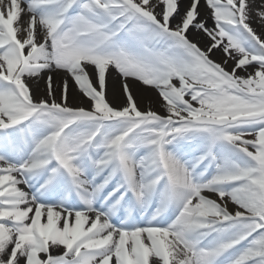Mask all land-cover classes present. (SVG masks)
Segmentation results:
<instances>
[{"label":"snow or ice","instance_id":"1","mask_svg":"<svg viewBox=\"0 0 264 264\" xmlns=\"http://www.w3.org/2000/svg\"><path fill=\"white\" fill-rule=\"evenodd\" d=\"M0 264H264V0H0Z\"/></svg>","mask_w":264,"mask_h":264},{"label":"bare ground","instance_id":"2","mask_svg":"<svg viewBox=\"0 0 264 264\" xmlns=\"http://www.w3.org/2000/svg\"><path fill=\"white\" fill-rule=\"evenodd\" d=\"M109 88H111V82H109ZM43 89H44V84L41 83L40 84V90H41V92L43 91ZM109 99H110V102H112L114 104V106H119V104H117L116 102H114V101L111 100V94H110V92H109ZM69 102L72 105H79V104H82L83 103V101H81L79 99H74V98H71V97H70V101ZM141 107H143V102L141 103Z\"/></svg>","mask_w":264,"mask_h":264},{"label":"rangeland","instance_id":"3","mask_svg":"<svg viewBox=\"0 0 264 264\" xmlns=\"http://www.w3.org/2000/svg\"><path fill=\"white\" fill-rule=\"evenodd\" d=\"M257 25L254 24V27H256Z\"/></svg>","mask_w":264,"mask_h":264}]
</instances>
